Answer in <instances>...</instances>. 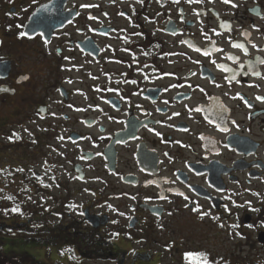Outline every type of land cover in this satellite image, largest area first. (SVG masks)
<instances>
[{"label": "flooded vegetation", "instance_id": "flooded-vegetation-1", "mask_svg": "<svg viewBox=\"0 0 264 264\" xmlns=\"http://www.w3.org/2000/svg\"><path fill=\"white\" fill-rule=\"evenodd\" d=\"M232 3L0 0V264H264V0Z\"/></svg>", "mask_w": 264, "mask_h": 264}, {"label": "snow or ice", "instance_id": "snow-or-ice-1", "mask_svg": "<svg viewBox=\"0 0 264 264\" xmlns=\"http://www.w3.org/2000/svg\"><path fill=\"white\" fill-rule=\"evenodd\" d=\"M138 2L142 3L143 0H138ZM174 2H178V0H174ZM189 2H193V0H189ZM195 2H199V0H195ZM223 2L226 3V4L231 3V4H232V7H237L236 4L232 3V0H223ZM93 6H94V5H93ZM81 7H88V6H87V5H81ZM221 26H222V27H226V28L229 27V26L226 25V24H222ZM217 34H219V33H217ZM25 35H27V33H25V32H21V33H19V36H20V37H24ZM182 43H183V42H182ZM232 46L235 47V48L243 49V45H241V44H233ZM195 50H196V51H200V49H195ZM245 52H246V49H245ZM66 59H67V58H66ZM232 59H235V58L233 57ZM261 63H264V60H261ZM254 74L257 75V76H260V73H259V72H255ZM233 79H234V77H233ZM0 91H7V89H0ZM256 99H257V100H260V101H262V102H264V97H260V96H258V97H256ZM194 110H195V111H199V109H194ZM175 115H178V113H176ZM223 130H224V131H227L226 128L223 129ZM13 136L16 137L17 139H19L18 134L13 133ZM9 139H11V138H9ZM21 171H22V169H21ZM8 198L11 199V197H8ZM246 203H249V202H246ZM233 206H240V207H242V205H236L235 202H233ZM109 207H111V206L109 205ZM225 210L227 211V208H226ZM7 211H8V210H5L6 213H7ZM11 211H12V212H18V211H19V208H18V207H14V208L11 209ZM192 211H193V212H199V211H200L199 206L193 208ZM205 215H208V213H201L200 218L203 219V217H204ZM213 219H219V218H218V217H214ZM114 222H115V221H114ZM221 227H223V225H221ZM232 227H234V228H235V227H239V225H232ZM249 227H251V226H249ZM237 235H240V233H237ZM198 255L204 257L205 264H207V256H206V254H204V253H200V254H198ZM190 256H192L191 253L186 254V258H187V257H190Z\"/></svg>", "mask_w": 264, "mask_h": 264}, {"label": "rangeland", "instance_id": "rangeland-1", "mask_svg": "<svg viewBox=\"0 0 264 264\" xmlns=\"http://www.w3.org/2000/svg\"><path fill=\"white\" fill-rule=\"evenodd\" d=\"M7 173H9L7 170H5ZM11 173H13V174H15V172H11ZM19 173H21L20 172V170H19ZM3 173H0V203H4V202H2L1 201V197H3V193H2V190H4L6 187H5V185L6 184H9L11 187H10V189H14L15 187H17L18 186V184H20V183H18V181L16 180V181H13V182H7V181H3V182H1V177H3ZM8 176V175H7ZM11 179V178H10ZM10 189H8V190H10ZM10 197H11V199H10V202H12V203H14V204H16V202H15V200L14 199H12V197H14V194H10ZM10 202H6V203H10ZM4 206V205H3ZM6 215H10L9 214V212L7 211V213H6ZM13 217H15L14 215H12ZM161 255V254H160ZM162 258H166V256H165V254L163 255V257ZM169 258V257H168ZM221 262H223V259H218L216 262H215V264H221Z\"/></svg>", "mask_w": 264, "mask_h": 264}, {"label": "water", "instance_id": "water-1", "mask_svg": "<svg viewBox=\"0 0 264 264\" xmlns=\"http://www.w3.org/2000/svg\"><path fill=\"white\" fill-rule=\"evenodd\" d=\"M31 22H33V21H30V24H31Z\"/></svg>", "mask_w": 264, "mask_h": 264}]
</instances>
